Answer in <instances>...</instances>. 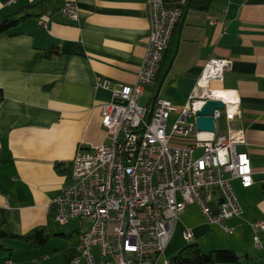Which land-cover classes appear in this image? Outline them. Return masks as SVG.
<instances>
[{
  "label": "crops",
  "instance_id": "0c3cea01",
  "mask_svg": "<svg viewBox=\"0 0 264 264\" xmlns=\"http://www.w3.org/2000/svg\"><path fill=\"white\" fill-rule=\"evenodd\" d=\"M10 1L0 0V24L8 17L27 19L0 36V228L18 237L47 228L53 237L40 248L3 239L12 256L0 264H73L82 222L60 226L48 205L69 182L77 152L108 144L101 107L113 98L98 84L112 89L137 82L148 46V8L146 0ZM69 2L79 8L78 22L61 12ZM176 33L171 69L157 92L145 91L141 106L157 96L181 110L211 57L231 61L223 88L238 93L241 115L223 121L219 133L246 132L247 144L238 151L249 154L255 175L250 189L234 183L243 214L227 222L232 233L210 225L191 206L180 215L164 257L185 248L184 232L191 230L192 243L213 238L208 252L231 250L240 264H264V231L252 227L264 222V0H213L206 13L188 11ZM52 48L58 53L46 58ZM213 228L219 234L212 235Z\"/></svg>",
  "mask_w": 264,
  "mask_h": 264
},
{
  "label": "built area",
  "instance_id": "2783aa9c",
  "mask_svg": "<svg viewBox=\"0 0 264 264\" xmlns=\"http://www.w3.org/2000/svg\"><path fill=\"white\" fill-rule=\"evenodd\" d=\"M146 4L148 46L137 82L112 89L108 82L98 84L110 90L113 98L101 107L109 142L77 152L69 182L48 205L56 224L82 222L73 264H170L165 251L187 208L198 206L210 225L232 233L227 222L243 214L234 183L243 189L254 185L251 158L238 151L247 144L246 132L229 129L227 134L219 133L220 123L230 124L241 115L238 93L223 88L231 61L211 57L181 110L160 97L141 106L145 91L156 87L187 0L174 5L171 0H146ZM61 12L70 21L80 20L73 2ZM216 89L225 97H214ZM208 101H221L225 106L214 111V133L200 132L196 122ZM173 114L178 117L170 126ZM252 227L258 234L264 231V222ZM184 237L191 243L194 235L186 230ZM255 242L263 248L258 236Z\"/></svg>",
  "mask_w": 264,
  "mask_h": 264
},
{
  "label": "trees",
  "instance_id": "16d2710c",
  "mask_svg": "<svg viewBox=\"0 0 264 264\" xmlns=\"http://www.w3.org/2000/svg\"><path fill=\"white\" fill-rule=\"evenodd\" d=\"M180 0H171L172 5ZM213 0H187V5L185 7V14L188 11H195L206 13L210 10ZM27 17L20 18L18 20L6 18L2 24H0V36L8 34L11 30L17 28L21 23H23ZM177 29L175 30L170 46L165 52L163 61L161 63L160 70L157 76V84L154 90L156 92L160 88L161 84L164 82L171 66L176 58L178 50V39H177ZM56 49H49L46 51L45 56L49 58L54 54H57ZM4 98L2 91H0V101ZM158 98L154 97V100ZM153 100V101H154ZM51 234L47 228H36L23 236H15L9 232L3 231L0 228V258H11L12 251L6 249L2 241L3 239H17L21 242L29 244L32 248H40L44 246L51 238ZM170 264H240V257L236 252L231 250H213L210 252H203L200 245L196 243H189L185 248H183L175 257L170 259Z\"/></svg>",
  "mask_w": 264,
  "mask_h": 264
},
{
  "label": "water",
  "instance_id": "95a60500",
  "mask_svg": "<svg viewBox=\"0 0 264 264\" xmlns=\"http://www.w3.org/2000/svg\"><path fill=\"white\" fill-rule=\"evenodd\" d=\"M225 108L221 101H208L201 111L197 113V126L200 132L214 133L216 130L213 119L215 110H223Z\"/></svg>",
  "mask_w": 264,
  "mask_h": 264
},
{
  "label": "rangeland",
  "instance_id": "374dc122",
  "mask_svg": "<svg viewBox=\"0 0 264 264\" xmlns=\"http://www.w3.org/2000/svg\"><path fill=\"white\" fill-rule=\"evenodd\" d=\"M143 103H144V101L141 103V105H143ZM223 125H224V124H221V123H220L219 130L222 129V128L224 127ZM214 234H219V231L213 228V233H212V235H214ZM212 239H213L212 237L208 236V237H205V238L202 240V242L199 243V245L201 246V248L203 249L204 252H208L209 250H211V249H209V248H210V246H211V240H212Z\"/></svg>",
  "mask_w": 264,
  "mask_h": 264
},
{
  "label": "bare ground",
  "instance_id": "6f19581e",
  "mask_svg": "<svg viewBox=\"0 0 264 264\" xmlns=\"http://www.w3.org/2000/svg\"><path fill=\"white\" fill-rule=\"evenodd\" d=\"M214 97H218V98H223L225 97L226 94H224L223 92H221L219 89H216L213 94Z\"/></svg>",
  "mask_w": 264,
  "mask_h": 264
}]
</instances>
